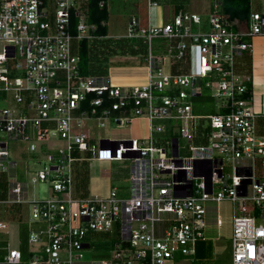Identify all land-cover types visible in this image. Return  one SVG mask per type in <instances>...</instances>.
Listing matches in <instances>:
<instances>
[{
	"label": "built area",
	"instance_id": "1",
	"mask_svg": "<svg viewBox=\"0 0 264 264\" xmlns=\"http://www.w3.org/2000/svg\"><path fill=\"white\" fill-rule=\"evenodd\" d=\"M86 3L0 0V98L20 103L0 106V202H27L29 222L38 223L28 232L29 258L6 242L0 264H183L178 254L194 253L196 241L209 238L211 223L220 225L217 206L214 219L208 204L223 199L232 203V264H264V181L252 164L264 155V135L257 133L258 114L246 96L249 77L236 69L250 37L264 34V12L251 11L233 28L215 0L209 28L194 31L192 23L202 22L198 12L179 10L152 23L149 9L157 2L147 0V24L131 16L124 36L147 43L148 79L121 85L82 73L71 50L72 38L95 36ZM153 38L167 40L165 50L154 51ZM164 57L171 62L167 70ZM186 58L187 71L172 70V60ZM204 88L222 100L203 116L193 112L190 98ZM105 117L125 125L144 117L148 132L95 141L83 120L104 126ZM155 119L180 121L188 154L179 153V135L171 138L169 152L153 143L152 131L165 127ZM202 136L206 143H195ZM9 139L45 156L30 174L31 182L48 183L45 197H27L29 182L11 156ZM88 158L130 159L128 193L113 186L105 195L73 196V162ZM6 226L0 220V240ZM91 246L96 255L85 258L83 250Z\"/></svg>",
	"mask_w": 264,
	"mask_h": 264
},
{
	"label": "rangeland",
	"instance_id": "2",
	"mask_svg": "<svg viewBox=\"0 0 264 264\" xmlns=\"http://www.w3.org/2000/svg\"><path fill=\"white\" fill-rule=\"evenodd\" d=\"M157 4L161 6L162 9L168 10V15L172 17L175 13V8L178 6L179 10L182 11H195L198 12L202 17L201 24L192 23V30L194 31H205L209 28L208 15L213 10V1L215 0H156ZM108 8V18L106 20L107 24V34L105 36L99 37H89L88 42L92 46L95 45L98 50H106L101 52L102 56H106L107 59H100L99 63L108 64L109 60L115 57V52L107 51L105 47L108 43L113 41L115 42L121 39H126L124 34L127 32L129 27V21L131 16H136L142 22V16L144 12L148 11L147 0H107ZM147 19L143 24L148 22V13ZM153 19L155 15L151 11ZM117 37H122L117 38ZM105 40H104V39ZM108 42V43H106ZM167 43V40L162 38H153L152 45L156 51L157 46L163 48ZM79 39L72 38L71 40V50L73 53L78 52ZM94 47V46H93ZM118 48V47H117ZM116 48V51L118 50ZM147 51V46H146ZM120 53V52H119ZM10 60L13 62L14 60ZM104 58V57H102ZM110 58V59H109ZM196 51L193 50L190 59L192 65L195 63ZM164 69L169 68L171 64L170 59L163 58ZM166 61V62H165ZM189 60L178 59L175 61L172 60V69H177L179 71H187L189 69ZM103 64V65H104ZM106 65H104L105 67ZM239 73L245 75L246 73L242 70H239ZM193 105V112L199 115H207L218 109L222 98L216 96H211L208 88H204L201 95H195L191 98ZM16 104V101L9 97L8 101H3L0 98V106L9 105L13 106ZM20 103L16 104L18 107ZM204 121L205 119H199ZM84 125L88 128V132L93 140L98 141L102 137H112L115 139H121L128 137L126 136L125 122L122 120L120 123L112 120L110 117H105V125L99 126L96 123V119L89 118L84 119ZM206 121V120H205ZM162 122L165 127L161 130L154 129L152 131V139L155 145L163 146L166 148L167 152L170 150V140L175 135L178 136L177 125L180 123L179 120L168 121L162 119H155L154 124ZM172 124V128H171ZM204 132L202 125H198L196 128V134ZM60 142H57L59 144ZM195 143H206V137L202 136L201 138H195ZM9 149L11 156L18 161L19 167L23 169L24 177L23 179L27 180L28 198H41L45 197L48 194V183L46 181L37 180L35 182L30 181V174L43 166L45 162V156L36 151V153L26 149V142L9 139ZM187 143L183 137L179 135V153L181 155L188 154ZM84 152H81V155H84ZM217 154V153H216ZM218 155V154H217ZM130 159L122 160H112L110 162L98 161L95 158H88L86 160H76L73 162V196H90L94 194L105 195L108 193L109 189L113 186L116 187L120 195H126L128 193L129 187V164ZM254 168V174L256 178L264 181V155H257L252 162ZM226 170H231L230 163H225ZM211 208V215L213 213L215 219L214 207L217 206V212L221 218L220 225L211 223L210 227L207 228L206 234L209 238H212V250L211 254L206 255L205 257H196L194 253L190 254H178V258L183 264H232L231 262V253H232V243H231V234H232V203L229 200L223 199L216 202H210L208 204ZM213 209V210H212ZM0 220H4L7 223V226L4 228L3 237L0 240V244H5L9 242L10 245L18 247L23 255V259L27 260L29 258L28 251L31 247L27 237L30 228H37L38 223L31 221L29 222V211L27 202L21 204H11L9 202H0ZM116 233L119 229L114 227ZM110 244V242H109ZM93 246L90 248H84V257L92 258L95 253L92 252ZM98 249V248H95Z\"/></svg>",
	"mask_w": 264,
	"mask_h": 264
},
{
	"label": "crops",
	"instance_id": "3",
	"mask_svg": "<svg viewBox=\"0 0 264 264\" xmlns=\"http://www.w3.org/2000/svg\"><path fill=\"white\" fill-rule=\"evenodd\" d=\"M251 11L264 12V0H251ZM150 21L152 23H160L166 19L165 11L159 4L150 7ZM151 11L156 16L153 19ZM148 13V12H147ZM251 46L237 57L236 69L243 70L242 64L245 55L250 57V71L245 72L251 80L252 93L250 107L256 111V127L257 133L264 135V34H256L250 37ZM147 54L140 53H115V57L108 62L106 66V74L110 81L114 84H143L147 81L149 75V67L147 65ZM110 59V58H109ZM245 70V69H244ZM147 120L144 117L135 118L125 127L126 136L140 135L144 136L148 132ZM211 218V216H210Z\"/></svg>",
	"mask_w": 264,
	"mask_h": 264
},
{
	"label": "trees",
	"instance_id": "4",
	"mask_svg": "<svg viewBox=\"0 0 264 264\" xmlns=\"http://www.w3.org/2000/svg\"><path fill=\"white\" fill-rule=\"evenodd\" d=\"M99 2L100 0H87L86 3V20L89 23L96 24V28L95 30H93V33L95 35L94 37L105 36L107 34V24H106V20L108 18L107 0H103L102 4H100ZM218 2H219V11L230 21L231 27L233 28H239L240 23L248 18V15L250 14L251 10H255L252 9L251 0H218ZM178 9L179 7L177 6L174 11L176 12ZM164 11L167 19L168 10L164 9ZM146 14L147 12H144V15L142 16V22L146 21L147 19ZM75 20L76 19L73 18V22H75ZM117 38L121 39L122 37H117ZM115 43L116 44H113V41L111 43H108L105 46L108 49L107 51H112L115 53L129 52V53H140L144 55L147 54L146 51L147 43L143 40V38L126 37V39L118 40ZM93 46L89 44L88 38L83 37L79 39L77 53L80 57V69L82 73L101 76L106 74L107 64L106 62L105 64L103 62V64L106 65L104 67V65L99 63V61L100 59L103 60L107 58L106 56H102L100 53L106 50H98L95 45ZM116 48L118 49L117 51ZM158 50H165V49L164 47L160 48V46H157L156 51ZM250 66H251L250 57L245 55L242 64V68H244L245 70L243 69L242 71L248 73L250 71ZM172 70L175 71L177 69H172ZM245 83L247 84L246 96L249 95L251 96L252 86H251L250 78L248 80H245ZM201 94L202 93H200L199 95ZM212 247H213L212 238L200 239L196 241L194 255L196 257H205L206 255L211 254Z\"/></svg>",
	"mask_w": 264,
	"mask_h": 264
}]
</instances>
